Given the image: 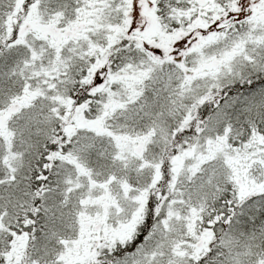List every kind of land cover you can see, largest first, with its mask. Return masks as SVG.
Returning a JSON list of instances; mask_svg holds the SVG:
<instances>
[{
    "label": "snow or ice",
    "instance_id": "1",
    "mask_svg": "<svg viewBox=\"0 0 264 264\" xmlns=\"http://www.w3.org/2000/svg\"><path fill=\"white\" fill-rule=\"evenodd\" d=\"M0 264H264V0H0Z\"/></svg>",
    "mask_w": 264,
    "mask_h": 264
}]
</instances>
